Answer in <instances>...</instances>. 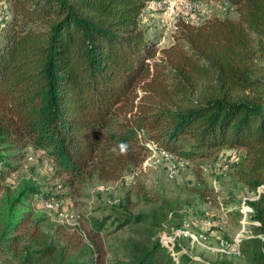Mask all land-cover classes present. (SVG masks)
I'll return each mask as SVG.
<instances>
[{"label":"trees","instance_id":"1","mask_svg":"<svg viewBox=\"0 0 264 264\" xmlns=\"http://www.w3.org/2000/svg\"><path fill=\"white\" fill-rule=\"evenodd\" d=\"M152 1L0 6L8 15L0 23V181L28 145L46 151L71 182L116 181L142 165L152 142L186 159L241 148L238 179L251 191L264 185V0H215L228 1L236 17L181 18L174 43L161 50V35L141 25ZM38 194L30 179L13 191L0 183V256L21 243ZM250 205L258 224L241 252L264 264V191ZM175 212L162 204L117 216L115 231L139 230L115 247L113 264H192L158 235ZM106 219H92V237L101 239ZM39 228L21 264H104L92 245L61 247Z\"/></svg>","mask_w":264,"mask_h":264},{"label":"rangeland","instance_id":"2","mask_svg":"<svg viewBox=\"0 0 264 264\" xmlns=\"http://www.w3.org/2000/svg\"><path fill=\"white\" fill-rule=\"evenodd\" d=\"M11 2L0 0V6L8 7ZM211 16L235 18L236 13L233 8H225L223 1L215 0L204 1L201 9L191 14H185L180 7L171 12L150 7L144 10L141 25L154 37L176 35L174 22L179 19ZM147 145L150 150L142 165L127 168L116 181L86 176L71 182L70 176L60 171L46 151L29 145L22 149L20 156L11 160L14 168L6 169L7 176L0 183L13 191L30 179L40 185L44 194L29 200L33 220L23 228L21 243L0 256V264H21L20 256L32 242L35 227H40L61 247L71 249L81 241L92 245L103 255L104 264H113L115 247L136 236L139 230L131 226L115 231L118 224L115 218L127 212L149 211L162 204L176 209L166 228L158 233L175 257L186 254L192 264H251L241 252V242L253 235L251 226L258 222L250 217L242 233L241 209L245 198L254 197L255 193L238 179L234 166L244 150L226 148L212 156L193 159L177 156L178 172L175 178H170L167 163L157 161V157L150 159L153 143ZM46 194L59 201L57 209L45 206ZM251 200L255 199H247V204ZM96 218H107V230L101 239L92 237L90 232L92 219Z\"/></svg>","mask_w":264,"mask_h":264},{"label":"built area","instance_id":"3","mask_svg":"<svg viewBox=\"0 0 264 264\" xmlns=\"http://www.w3.org/2000/svg\"><path fill=\"white\" fill-rule=\"evenodd\" d=\"M149 4H152L153 7H156L158 9L164 10L166 12H171L175 7H180L182 11L185 14H191L193 12H197L201 9L202 4L196 0H156L152 1ZM225 8H232L230 3L228 1L224 2ZM8 17L7 13L5 10L0 9V23L2 22L3 18ZM197 19V18H196ZM177 22H174V26L176 27ZM177 29V28H176ZM175 41V33L171 34H164L161 36L159 42H158V47H165L168 45H171ZM153 150L154 153L152 156L149 158L151 159L152 157H157V161H165L167 163V168H168V176L170 178H175L178 168L180 165V159L173 153L166 151V150H157L155 149V144L153 143ZM148 158V159H149ZM161 158V159H160ZM264 188V185L260 186L256 191H254V197H248L245 198L241 212L243 213V230L242 233H244L245 230V224L248 222V219L251 217V214L253 213V207L249 204H247V199H258L260 194L264 191L261 192V189ZM253 201V200H251ZM45 206L50 209V210H55L59 206V201L57 199H47L45 201ZM223 243V242H222ZM240 253V251H238ZM175 256V254L173 253Z\"/></svg>","mask_w":264,"mask_h":264},{"label":"crops","instance_id":"4","mask_svg":"<svg viewBox=\"0 0 264 264\" xmlns=\"http://www.w3.org/2000/svg\"><path fill=\"white\" fill-rule=\"evenodd\" d=\"M150 7H153V5L152 4H149L148 7H147V9L150 8Z\"/></svg>","mask_w":264,"mask_h":264}]
</instances>
